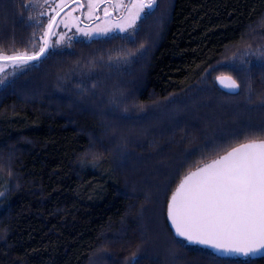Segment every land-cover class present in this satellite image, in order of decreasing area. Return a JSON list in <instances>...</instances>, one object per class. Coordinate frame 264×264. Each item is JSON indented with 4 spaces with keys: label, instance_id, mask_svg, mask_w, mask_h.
Returning a JSON list of instances; mask_svg holds the SVG:
<instances>
[{
    "label": "trees",
    "instance_id": "16d2710c",
    "mask_svg": "<svg viewBox=\"0 0 264 264\" xmlns=\"http://www.w3.org/2000/svg\"><path fill=\"white\" fill-rule=\"evenodd\" d=\"M56 1L0 0V49L38 51ZM251 138L264 0H156L130 33L52 44L0 88V264H264L168 216L185 175Z\"/></svg>",
    "mask_w": 264,
    "mask_h": 264
},
{
    "label": "snow or ice",
    "instance_id": "6c2138e0",
    "mask_svg": "<svg viewBox=\"0 0 264 264\" xmlns=\"http://www.w3.org/2000/svg\"><path fill=\"white\" fill-rule=\"evenodd\" d=\"M32 2L39 6L40 0ZM75 2L78 8L85 7L80 0ZM104 3L126 13L118 27L127 31L135 27L145 9L153 8L156 0H129L128 3L125 0H87L89 18ZM67 6V0H59L52 8L55 15L49 16L46 29L39 38L43 43L38 51L6 54L0 49V83L7 75L6 69L23 68L48 52L52 47L50 37L58 23L56 18ZM72 11L67 12L59 23L68 27L69 20L75 19ZM110 14L108 8H104V15ZM40 15L48 13L41 12ZM36 22L40 24L39 20ZM84 35L89 33L84 32ZM63 39L61 35L60 40ZM220 79L223 82L224 78ZM228 79L230 88H240L236 80ZM168 216L175 234L192 244L245 257L264 255V139H248L232 147L227 154L185 175L171 197Z\"/></svg>",
    "mask_w": 264,
    "mask_h": 264
},
{
    "label": "rangeland",
    "instance_id": "374dc122",
    "mask_svg": "<svg viewBox=\"0 0 264 264\" xmlns=\"http://www.w3.org/2000/svg\"><path fill=\"white\" fill-rule=\"evenodd\" d=\"M71 2H75V0H67L68 4ZM80 2L85 5V7L83 8V12H82V15H83L82 21L79 18L81 15L80 13H81L82 8H78L77 3L75 2L71 7H69L62 14L59 21L64 19L66 13L69 11H72L73 9H76L75 11H72V16L75 19L69 20L68 27H65L64 24L58 22L55 28L54 34H53L51 44L63 45V44L70 42V40H73L76 38L93 39L95 37L109 36V35H113L117 33H122V34L130 33L135 29L140 19L148 11V9H145L144 12L141 13V17L139 20L136 21L134 28H129L127 31H121L118 25L122 24L123 22L121 17L126 15V13L122 9H112L111 7H109L108 4L104 3V4H101L99 9L92 14L91 18H89L88 8L86 7L87 0H80ZM128 2L129 0H125V3H128ZM56 3H59V0H57ZM104 8H108L109 12L111 13L109 16L104 15ZM84 32H88L89 35L87 36L84 35ZM61 35L64 36V39L62 41L60 40ZM30 64L31 63H29L28 65ZM28 65H25L23 68L16 69V70H13L12 68L6 69L7 75L4 77L3 83H0V88L3 87L14 75H16L17 73L21 72L26 67H28ZM161 178L164 179L163 175L158 176V179H161ZM156 187L158 186L153 187L154 190Z\"/></svg>",
    "mask_w": 264,
    "mask_h": 264
},
{
    "label": "water",
    "instance_id": "95a60500",
    "mask_svg": "<svg viewBox=\"0 0 264 264\" xmlns=\"http://www.w3.org/2000/svg\"><path fill=\"white\" fill-rule=\"evenodd\" d=\"M75 2H71V3H69L68 4V6L67 7H65L64 8V11L63 12H61V14H60V16L59 17H57L56 19H57V21H59V19H60V17L62 16V14L69 8V7H71L73 4H74ZM82 12H83V8L81 9V15H80V20L82 21V18H83V15H82ZM57 26V25H56ZM56 28V27H55ZM55 30V29H54ZM52 37H53V35L50 37V42H52ZM50 49V48H49ZM49 51V50H48ZM47 54V53H46ZM45 54V55H46ZM44 55V56H45ZM43 56V57H44ZM42 58V57H41ZM40 58V59H41ZM32 62H35V61H32ZM32 62H30V63H32ZM221 77H223L224 79H223V82L221 81ZM229 77H231L233 80H236L233 76H231V75H229V74H223V75H220V76H218L217 77V79H216V82H217V84H218V86L222 89V90H224V91H226V92H229V93H233V94H235V93H238L239 91H240V89H241V86H240V88L239 89H232V88H230L229 87V83H230V81H229ZM236 82L237 83H239L237 80H236ZM260 140V139H259ZM237 146H239V145H237ZM237 146H235V147H237ZM230 151V150H229ZM225 154H227V152L226 153H224L223 155H225ZM222 155V156H223ZM221 157V156H220ZM220 157H218V158H220ZM217 158V159H218ZM215 160V159H214ZM213 161V160H212ZM212 161H210V162H208V163H211ZM207 163V164H208ZM206 165V164H205ZM204 166V165H203ZM202 166V167H203Z\"/></svg>",
    "mask_w": 264,
    "mask_h": 264
},
{
    "label": "flooded vegetation",
    "instance_id": "af4514ba",
    "mask_svg": "<svg viewBox=\"0 0 264 264\" xmlns=\"http://www.w3.org/2000/svg\"><path fill=\"white\" fill-rule=\"evenodd\" d=\"M212 160H214V159H212ZM210 162V161H209ZM198 245V244H197ZM201 246H203V245H201ZM203 247H206V246H203ZM206 248H208V249H210V250H212V251H215V249H213V248H210V247H206ZM225 255H230V256H238V254H234V253H224Z\"/></svg>",
    "mask_w": 264,
    "mask_h": 264
}]
</instances>
